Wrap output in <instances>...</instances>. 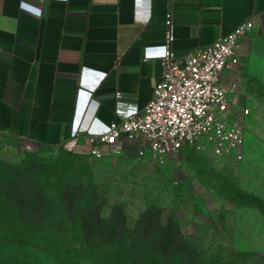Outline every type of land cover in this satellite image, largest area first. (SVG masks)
I'll return each instance as SVG.
<instances>
[{"label":"crops","instance_id":"crops-1","mask_svg":"<svg viewBox=\"0 0 264 264\" xmlns=\"http://www.w3.org/2000/svg\"><path fill=\"white\" fill-rule=\"evenodd\" d=\"M169 11L176 56L254 17L236 73H223L241 81L239 104L249 102L264 73V0H0V134L62 147L77 127L142 111L164 73L145 47L165 41Z\"/></svg>","mask_w":264,"mask_h":264},{"label":"rangeland","instance_id":"rangeland-1","mask_svg":"<svg viewBox=\"0 0 264 264\" xmlns=\"http://www.w3.org/2000/svg\"><path fill=\"white\" fill-rule=\"evenodd\" d=\"M262 74L243 106L249 113L229 115L246 130L243 161L187 146L159 162L140 157L136 139L95 158L0 134V217H103L112 226L127 217L142 233L178 230L179 264H264Z\"/></svg>","mask_w":264,"mask_h":264},{"label":"built area","instance_id":"built-area-1","mask_svg":"<svg viewBox=\"0 0 264 264\" xmlns=\"http://www.w3.org/2000/svg\"><path fill=\"white\" fill-rule=\"evenodd\" d=\"M166 25L165 41L145 47L146 57L158 58L164 66L163 77L145 108L118 109V119L100 128H94V121L84 131L77 127L65 148L101 158L122 150L127 140L136 139L138 155H149L159 162L187 146L202 151L210 147L216 156L243 161L246 130L237 122L229 124V115L239 109L246 114L250 110L239 104L241 81L236 76L227 82L223 73H236L241 63L240 44L252 33L254 17L186 56H176L172 51L175 35L171 11ZM104 76L102 73L101 78Z\"/></svg>","mask_w":264,"mask_h":264},{"label":"trees","instance_id":"trees-1","mask_svg":"<svg viewBox=\"0 0 264 264\" xmlns=\"http://www.w3.org/2000/svg\"><path fill=\"white\" fill-rule=\"evenodd\" d=\"M179 242L176 229L142 233L127 217L117 226L103 217H0V256L16 264H179Z\"/></svg>","mask_w":264,"mask_h":264},{"label":"clouds","instance_id":"clouds-1","mask_svg":"<svg viewBox=\"0 0 264 264\" xmlns=\"http://www.w3.org/2000/svg\"><path fill=\"white\" fill-rule=\"evenodd\" d=\"M64 2H66V0H64Z\"/></svg>","mask_w":264,"mask_h":264}]
</instances>
